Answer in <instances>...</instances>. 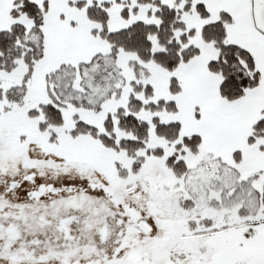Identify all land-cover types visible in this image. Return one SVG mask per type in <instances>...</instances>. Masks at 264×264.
<instances>
[{"label":"snow or ice","instance_id":"1","mask_svg":"<svg viewBox=\"0 0 264 264\" xmlns=\"http://www.w3.org/2000/svg\"><path fill=\"white\" fill-rule=\"evenodd\" d=\"M0 264H264V0H0Z\"/></svg>","mask_w":264,"mask_h":264}]
</instances>
